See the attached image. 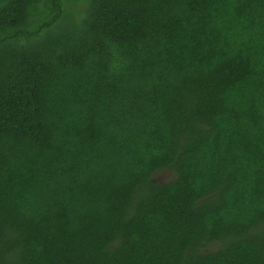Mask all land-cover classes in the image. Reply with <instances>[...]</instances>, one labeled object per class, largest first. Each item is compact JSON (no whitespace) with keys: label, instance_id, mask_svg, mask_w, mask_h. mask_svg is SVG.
Wrapping results in <instances>:
<instances>
[{"label":"trees","instance_id":"trees-1","mask_svg":"<svg viewBox=\"0 0 264 264\" xmlns=\"http://www.w3.org/2000/svg\"><path fill=\"white\" fill-rule=\"evenodd\" d=\"M0 264H264V0H0Z\"/></svg>","mask_w":264,"mask_h":264},{"label":"rangeland","instance_id":"rangeland-1","mask_svg":"<svg viewBox=\"0 0 264 264\" xmlns=\"http://www.w3.org/2000/svg\"><path fill=\"white\" fill-rule=\"evenodd\" d=\"M67 5H68V7H67V8H69V9H70V8L72 7V5H73V2H68V4H67ZM76 6H78V7H79V6H80V3H77V4H76ZM162 179H166V176H165V177H162Z\"/></svg>","mask_w":264,"mask_h":264}]
</instances>
